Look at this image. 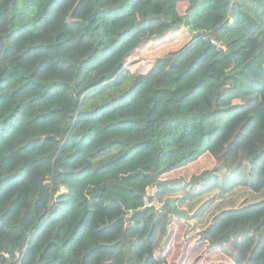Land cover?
<instances>
[{"label":"trees","instance_id":"16d2710c","mask_svg":"<svg viewBox=\"0 0 264 264\" xmlns=\"http://www.w3.org/2000/svg\"><path fill=\"white\" fill-rule=\"evenodd\" d=\"M177 259L264 264V0H0V264Z\"/></svg>","mask_w":264,"mask_h":264},{"label":"rangeland","instance_id":"374dc122","mask_svg":"<svg viewBox=\"0 0 264 264\" xmlns=\"http://www.w3.org/2000/svg\"><path fill=\"white\" fill-rule=\"evenodd\" d=\"M187 8V6H183V11ZM140 58H137L136 61H139ZM181 221V220H180ZM168 228V233L173 229V239L172 241L175 242L177 245V242L179 243L178 245V251L181 252V255H183L187 249H191L198 243V237H190L189 235L186 234L187 232V227H183L181 224L178 223H172L171 225L167 226ZM174 244V245H175ZM203 251V250H202ZM180 258V257H179ZM202 259V257L200 258ZM204 261L200 260L199 264H203ZM175 264H181L180 259H177ZM205 264V263H204Z\"/></svg>","mask_w":264,"mask_h":264},{"label":"water","instance_id":"95a60500","mask_svg":"<svg viewBox=\"0 0 264 264\" xmlns=\"http://www.w3.org/2000/svg\"><path fill=\"white\" fill-rule=\"evenodd\" d=\"M184 28V31L187 32V33H190V31L185 27L183 26ZM202 34H191L192 36V39L195 40V39H198ZM207 42H209V38H206L205 39ZM167 205L170 206L171 208V212H172V216L177 219V220H187L188 218V214L186 212H181L178 210V208L176 207L175 203L173 200H168L167 201ZM130 226H132V224L130 223Z\"/></svg>","mask_w":264,"mask_h":264},{"label":"built area","instance_id":"2783aa9c","mask_svg":"<svg viewBox=\"0 0 264 264\" xmlns=\"http://www.w3.org/2000/svg\"><path fill=\"white\" fill-rule=\"evenodd\" d=\"M234 22V17L231 15L230 18L228 19V23L232 24Z\"/></svg>","mask_w":264,"mask_h":264}]
</instances>
